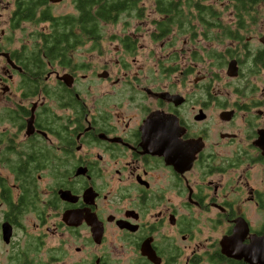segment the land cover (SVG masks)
Here are the masks:
<instances>
[{"label": "flooded vegetation", "instance_id": "1", "mask_svg": "<svg viewBox=\"0 0 264 264\" xmlns=\"http://www.w3.org/2000/svg\"><path fill=\"white\" fill-rule=\"evenodd\" d=\"M14 10L0 0V264H264V33L205 81L178 34L111 35L88 70L76 52L103 34L49 57Z\"/></svg>", "mask_w": 264, "mask_h": 264}, {"label": "trees", "instance_id": "2", "mask_svg": "<svg viewBox=\"0 0 264 264\" xmlns=\"http://www.w3.org/2000/svg\"><path fill=\"white\" fill-rule=\"evenodd\" d=\"M221 1L232 9L234 22L223 23L219 10L207 0H72L76 14L60 16L52 15L47 0H15L14 16L35 23L49 22L48 31L35 33L38 49L49 57H67V51L85 41L83 36L95 38L101 34L102 23H116L123 13L141 20L147 18L149 8L155 15L150 21L154 36L191 33L193 40L195 35L202 34L207 43H223L241 40L264 10V0ZM209 52L207 56L223 60L221 52L214 49ZM225 52L231 53V48Z\"/></svg>", "mask_w": 264, "mask_h": 264}, {"label": "rangeland", "instance_id": "3", "mask_svg": "<svg viewBox=\"0 0 264 264\" xmlns=\"http://www.w3.org/2000/svg\"><path fill=\"white\" fill-rule=\"evenodd\" d=\"M206 1V0H204ZM207 2H211L214 7L219 10L220 12V17L221 21L223 23H230L232 21V18L234 16L231 14L230 8L225 4L224 1L221 0H207ZM149 3L147 2V5ZM10 6V5H9ZM50 11L53 16H60L63 14H76L74 4L72 0H60L57 2L55 5H52L50 8ZM8 10L2 11L3 15L7 16ZM147 18H143L141 20H138L137 18H134L133 15L130 16L127 13H123L119 16L118 20L116 23H102L101 27V34H103L100 43L96 48L91 49L90 48V43H86L83 46H81L77 52L76 55L79 58L80 61L87 63L88 64V70H99L100 66L102 65L103 59L105 55L102 54V51L107 44V40L111 35H119V34H140L144 35V37H140L139 41L141 43H150V39L146 36L147 34H151L152 31L154 30V26L150 23V21L153 20V17L155 15L151 13V10L148 8L147 9ZM257 23L253 26H251L248 30L246 35H260L264 33V10L263 12L258 13V19L256 21ZM49 22H27L23 23L21 25V28H18L16 31H14L15 36L20 39L21 42L28 41L32 42L34 37L31 38L30 34H35L38 31H48V26ZM139 35V36H140ZM180 37L179 39L185 38L189 40V47L194 48L195 50L201 49L203 53L199 54L202 56L204 60V65L202 66L201 69H203L204 74H206V79L205 81H213V75H210L214 69L210 68L208 69V65L213 63V58L207 56L206 54L210 55V49H214L217 53L221 52L224 54L223 58H225V55H229L225 52V46H232L233 42H229V40H225L223 43H217L213 41L212 43H207L205 39H203L202 34H197L195 35V38L191 40V33H185V34H179ZM254 44V42H252ZM179 44V43H178ZM192 46V47H191ZM144 49V48H142ZM146 50H139L138 53H141L140 58L142 59L144 56L142 55ZM238 48H235L237 50ZM234 50V51H235ZM165 52V51H162ZM200 52V51H198ZM208 52V53H207ZM196 53V51H195ZM110 55V54H109ZM161 55V54H159ZM150 60V59H149ZM149 62V61H148ZM147 62V64H148ZM224 69L223 71L221 70L220 72L224 74ZM145 71L150 70L148 67H144ZM91 71H88V73ZM210 75V76H209ZM248 75L247 70H244V74L241 75L238 79L228 80L224 78V81H229V82H242L245 81V77ZM218 78V77H217ZM222 78V76H221ZM250 81H258L259 80V75L258 76H251ZM216 80V79H215ZM249 80V79H248ZM101 85L98 84L92 88V94L94 98H101L102 94V89H100Z\"/></svg>", "mask_w": 264, "mask_h": 264}, {"label": "water", "instance_id": "4", "mask_svg": "<svg viewBox=\"0 0 264 264\" xmlns=\"http://www.w3.org/2000/svg\"><path fill=\"white\" fill-rule=\"evenodd\" d=\"M51 3H57L60 0H48ZM262 42L264 41L263 38L260 39ZM226 74L230 77L236 76L237 75V66L235 64V60H230L227 64V72Z\"/></svg>", "mask_w": 264, "mask_h": 264}]
</instances>
